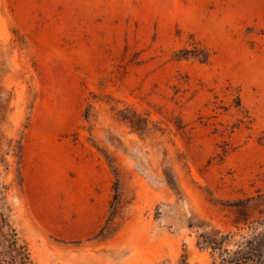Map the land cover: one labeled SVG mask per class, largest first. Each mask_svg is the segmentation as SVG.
<instances>
[{
  "label": "rangeland",
  "instance_id": "rangeland-1",
  "mask_svg": "<svg viewBox=\"0 0 264 264\" xmlns=\"http://www.w3.org/2000/svg\"><path fill=\"white\" fill-rule=\"evenodd\" d=\"M263 221L264 0H0L1 254L218 264Z\"/></svg>",
  "mask_w": 264,
  "mask_h": 264
},
{
  "label": "trees",
  "instance_id": "trees-1",
  "mask_svg": "<svg viewBox=\"0 0 264 264\" xmlns=\"http://www.w3.org/2000/svg\"><path fill=\"white\" fill-rule=\"evenodd\" d=\"M118 120L127 123L136 133L145 131L146 125L142 127L138 116L133 115L122 119L118 117ZM3 226H8L5 224V220ZM8 229L10 228L8 227ZM4 242L7 243V250L5 254L0 253V258L2 257L0 264H32L26 246L18 244L14 230L11 229L7 235H4ZM218 264H264V221L259 233L239 243L236 250L227 252V255L221 258Z\"/></svg>",
  "mask_w": 264,
  "mask_h": 264
}]
</instances>
